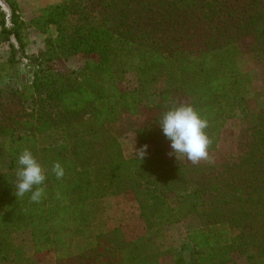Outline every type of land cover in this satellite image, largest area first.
I'll list each match as a JSON object with an SVG mask.
<instances>
[{
  "label": "trees",
  "instance_id": "1",
  "mask_svg": "<svg viewBox=\"0 0 264 264\" xmlns=\"http://www.w3.org/2000/svg\"><path fill=\"white\" fill-rule=\"evenodd\" d=\"M5 1L0 44L13 37L23 51L29 27L56 33L45 38L33 81L0 90V160L16 173L27 149L46 174L37 203L30 193L17 196L9 174L0 173V264H26L13 241L25 231L34 253L53 252L56 264H155L172 255L164 250L136 262L140 241H126L119 229L75 251L89 227L87 205L126 192L149 238L198 214L200 226L185 235L188 260L177 256L173 264H229L238 255L264 264V110L247 151L219 166L178 163L185 157L171 154L158 126L170 108L190 105L208 123L212 151L226 120L248 115L249 81L236 59L249 40L264 63V0H64L29 22L15 1ZM75 55L95 59L77 77L55 68ZM128 67L137 76L134 90L120 87ZM124 119L150 155L125 156ZM43 135L55 137L40 145ZM55 163L64 169L60 179L51 172Z\"/></svg>",
  "mask_w": 264,
  "mask_h": 264
},
{
  "label": "rangeland",
  "instance_id": "2",
  "mask_svg": "<svg viewBox=\"0 0 264 264\" xmlns=\"http://www.w3.org/2000/svg\"><path fill=\"white\" fill-rule=\"evenodd\" d=\"M21 8L22 19L29 22L39 15V11L47 6L59 4L64 0H51L43 8L34 6L29 0H13ZM0 7L9 16V9L6 1L0 0ZM10 27L9 24H7ZM48 34H41L34 28L29 27L28 44L23 51L17 49V43L13 37L10 42L0 44V90L9 91L23 89L34 79V66H37L39 54L44 51L45 38L55 37V28L51 27ZM13 45L14 50L9 46ZM241 54L236 59L237 67L241 74L246 76L249 85L244 94L245 105L248 115L226 120L223 125L216 144V148L208 151V159L200 160L198 163L203 165H224L235 163L246 151L248 145L253 141L252 127L256 121L257 113L264 110V63L259 55L251 52L250 42L240 43ZM94 57H83L79 55L71 56L68 59L58 61L55 68L63 74L72 73L73 76H80L85 65L94 61ZM9 64V65H8ZM37 68V67H36ZM138 85L137 76L132 67H128L124 79L120 84L123 90H134ZM124 131L119 137L126 157H136L140 151L143 156L152 153V147L140 145L134 133V127L130 119H124L121 126ZM53 139L55 137L52 136ZM49 135L39 137L40 145H48L52 141ZM87 138H84L86 141ZM90 140V139H88ZM186 159L179 158L178 163H184ZM0 173H8L12 184L15 187L16 173L9 172L4 163L0 160ZM89 214V227L82 232L81 236L75 241V251H80L84 245L88 244L94 235L100 232L119 229L128 242L140 241L139 248L133 254L135 261L147 258L149 255L159 251L172 252L168 257L158 258L155 264H173V258L183 257L185 261L189 257V248L186 245V233L200 226L198 214L187 217L180 223L165 228L159 235L149 238L144 222L140 216L138 203L132 192H126L119 196H107L98 201L87 205ZM13 241L20 246L24 252L26 264H56L53 252L34 253L30 241L29 232L15 234ZM229 264H247L245 256H235Z\"/></svg>",
  "mask_w": 264,
  "mask_h": 264
},
{
  "label": "clouds",
  "instance_id": "3",
  "mask_svg": "<svg viewBox=\"0 0 264 264\" xmlns=\"http://www.w3.org/2000/svg\"><path fill=\"white\" fill-rule=\"evenodd\" d=\"M162 134L169 141L172 155L179 153L192 163L207 160L210 140L205 133L208 123L190 105H178L166 111L159 121ZM143 151L138 153L139 157ZM16 195L30 193V200L39 202L43 197L46 180L45 170L33 154L25 149L16 159ZM51 172L57 179L64 176V169L59 163L52 166Z\"/></svg>",
  "mask_w": 264,
  "mask_h": 264
},
{
  "label": "crops",
  "instance_id": "4",
  "mask_svg": "<svg viewBox=\"0 0 264 264\" xmlns=\"http://www.w3.org/2000/svg\"><path fill=\"white\" fill-rule=\"evenodd\" d=\"M49 1L51 0H29V2H31L32 4H34V6L38 8H43L49 4H54V3H50Z\"/></svg>",
  "mask_w": 264,
  "mask_h": 264
}]
</instances>
